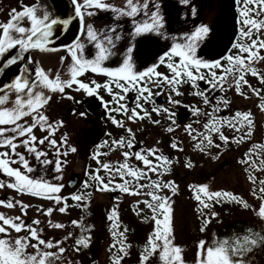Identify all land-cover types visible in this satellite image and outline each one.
<instances>
[{"label":"snow or ice","instance_id":"6c2138e0","mask_svg":"<svg viewBox=\"0 0 264 264\" xmlns=\"http://www.w3.org/2000/svg\"><path fill=\"white\" fill-rule=\"evenodd\" d=\"M240 8L237 42L231 44V48L236 49L235 55L228 54L223 57L227 60L228 66L224 67L219 59L207 60L201 58L197 50L200 44L208 36L211 29L204 24L194 27L192 31H176L170 27L166 29L165 16L160 11L159 0H125L124 7H117L106 2V0H71L75 6L74 17L67 18L53 17L45 9L41 12L37 7L22 5L21 10L12 8L9 12L7 22L0 24V74H4L6 69L17 66L18 71L7 83H0V173L9 178L7 182L0 180V188L5 186L20 194L41 197L43 199L54 200L58 208L37 209L41 215L51 217L54 211L65 213L69 207L67 201L70 198L74 202H81L92 195L90 192L71 194L70 197L58 195L64 185L61 183H51L44 178L32 177L34 169L29 165L25 155L17 151L24 148L29 155L35 157L43 165L51 163L47 159L48 153L39 151L37 143L45 144L55 150L56 156L54 171L55 181H61L62 166L67 160L60 157H67L69 153H76L77 148L68 143V137H62L59 144L51 137L56 128L62 127L63 122H50L42 109L52 99L49 93L64 94L65 89H72L76 92H83L88 97H94L100 101L105 110L107 119L118 128H124L127 137L121 136L111 142L105 140L101 144L95 145L96 151L91 159L95 160L97 167L85 173L93 183L88 181L83 183V188L95 186L100 192H115L127 194L135 197H147V199L137 200L136 204H143L145 208L151 210V220L154 228L149 234L143 252L139 256V264H149L150 258L158 254L160 264H184L182 249L174 243V214L171 197L162 194L165 190L174 196L178 186L174 180L162 179L170 174L174 161L165 155L158 148H141L139 151H132L135 147V132L131 127L125 128V122L118 120L111 113L123 114L127 121L136 123L147 120L153 125H160L159 119H153L152 114L164 116L169 121L165 131L174 133L179 125L176 124V113L172 107L179 106L181 101L175 97H181L182 85H189L193 91L190 93L194 97H199L205 106H211L210 112L203 111L196 105H184L192 117L196 119L195 124H200L201 117H206L203 123L204 131L200 132L192 126L185 125V131L191 138L194 150L204 154H209L208 149L220 148V144L214 143L213 135H217L224 145L229 144V138L224 135L222 129L228 127L237 133H241L239 138H233L232 143L241 144L246 138L252 135L253 122L250 112L236 111L234 115L219 117L222 108L227 109L231 101L226 96L221 95L215 98V103L210 99V93L226 91L234 88L237 95L248 98L243 91L247 85L252 95L260 98L259 107L264 111V89L253 88L246 79L248 74L256 77L261 85H264V74L259 72L254 66L264 62V0H235ZM182 5H189L190 0H179ZM152 5V10L149 5ZM98 9L111 11L114 20L122 17L131 18L133 29L128 33L132 43H127L124 48L122 62L119 66L106 67L105 62L112 56L117 55V42L122 39V35L117 32L119 25L112 24L102 30L94 28L92 23L85 22V16L92 17L94 11ZM192 16L196 15L195 7L191 9ZM145 17L137 20L138 16ZM78 18L80 24V35L75 38L71 45L65 46V50L71 57V64L68 68V79H61L59 72L52 77V70H45L40 66L39 61L33 59V53H52L59 51L58 48L50 46L57 39L56 26H62L61 31H66L72 19ZM182 17V19H186ZM155 36L156 41H164L158 48L153 62L145 64L143 70H138L136 60L133 58L135 48L134 41L137 37ZM83 37V39H81ZM86 44L94 47L92 58H87L84 54ZM139 57H137L138 59ZM178 58V59H177ZM65 57H60L63 64ZM164 65L169 74L158 71V67ZM217 69H222L220 74ZM91 71L94 74L107 77L104 83L92 80L85 83L79 77L85 72ZM203 81L207 87L200 88L199 82ZM75 85V87H73ZM153 88L159 91L153 93ZM103 89L111 97L105 101L100 95ZM135 92L133 100L134 106L129 108L125 101L127 94ZM167 94L166 104L157 105L154 96L158 97ZM14 96L12 107H4ZM68 100L73 97L66 96ZM80 103V101H76ZM111 105H114L111 106ZM151 105V108L145 107ZM81 117L86 114L80 113ZM26 118H30L26 119ZM39 127L42 131L47 130L48 135L37 141L33 133ZM106 135H111L106 133ZM17 141H19L17 143ZM107 147L109 151L127 149L121 152L123 162L117 161L115 165L111 162L105 163L100 160V149ZM169 147L177 152L184 149L178 142L173 140ZM63 149V151H62ZM256 149L264 150V144L253 145L243 157L238 161L244 165V172L252 185L251 195L260 201L257 208L252 211L256 213L260 220L264 221V179L259 180L257 190V177L255 171H264V159L257 165L253 159ZM44 159L41 161V158ZM152 157V159H149ZM134 158L141 162L143 167L130 165L129 160ZM216 159V156L212 157ZM18 164L20 167H12ZM184 167L191 169L194 167L191 160L184 163ZM23 168V171H21ZM103 171V175L101 172ZM155 174L156 179L152 178ZM118 176L120 182L117 183L115 177ZM146 180L147 183H141ZM189 188L195 193L196 213L200 218L199 231L204 233L213 220L222 222L220 213L212 210L215 205L224 203L235 204L241 208L250 209L249 203L240 195L230 191H210L207 184L190 185ZM0 206L5 208H19L20 215L9 216L0 213V264H55L61 260L66 249L62 246L64 241L73 237L72 232H68L62 239H48L43 236L44 228L40 219H32L26 223L24 217L28 215L29 204L21 200H0ZM77 206L80 207L79 203ZM143 209L136 212L140 215ZM110 224V232L113 243L109 246L111 253V264H121V261L128 255L126 245L125 228L120 231L118 223V213L113 208L107 217ZM71 225L80 229V235L74 239V250L79 252L88 249L91 243V227L85 225L83 220H73ZM47 226L51 229H65L67 226L61 222H53L48 219ZM16 233L12 236L11 233ZM20 233H24L20 235ZM85 233H89L85 235ZM264 249V234L246 229L240 234H234L223 239H214L209 245L206 240L200 239L196 242L195 264H251V255L258 249ZM32 251H29V250ZM56 249V251H51Z\"/></svg>","mask_w":264,"mask_h":264},{"label":"flooded vegetation","instance_id":"af4514ba","mask_svg":"<svg viewBox=\"0 0 264 264\" xmlns=\"http://www.w3.org/2000/svg\"><path fill=\"white\" fill-rule=\"evenodd\" d=\"M82 3V0H80ZM107 3L112 4L117 7H124L125 0H106ZM72 4L71 0H0V24L5 23L9 19V12L12 8H16L17 11L21 10L22 5L34 6L37 7L41 12L47 10L50 15L53 17L61 16L65 8L61 4ZM160 11L165 16L166 29L171 28L176 31H192L195 26L200 24L207 25L211 31L208 33V36L200 44V47L197 50L198 55L207 60H216L219 59L224 65L228 66L227 60L223 59L224 56L228 54L235 55L237 53L236 49L231 48V44L237 42L239 33L238 29L240 27L239 20L242 17L239 16L240 8H238L235 0H190L189 5H182L179 3V0H159ZM60 4V6L58 5ZM152 5H149V9L152 10ZM192 7L196 9V15L193 17L191 13ZM89 11H94L95 15L92 17L85 16L86 23H92L94 28L97 30H102L106 26H111L112 24H117V32L122 35V39L117 42V55L112 56L108 61L105 62L106 67H117L122 62V56L124 53V48L127 43H132L128 33L132 31L133 24L131 18L122 17L119 20H114V14L111 11H103L98 9H89ZM186 19H182L185 17ZM145 17L138 16L137 20H142ZM72 24L69 25L71 27ZM66 31H61L62 26H56L57 39L53 43H61V48L59 51L52 53H33L32 57L34 60L39 61L40 66L45 70H52V77L54 78L55 74L59 72L61 79H68V68L71 64V57L68 55L65 50V46L71 45L75 38L80 35V29L77 28V31L73 30L70 33V28ZM76 32V36H75ZM83 39V37H81ZM158 40L155 36H142L137 37L134 41L135 48L133 51V58L136 60V67L138 70H143L144 67L150 65L153 62L155 54L160 47L165 42L160 41L159 44L156 43ZM94 47L91 44H86L84 49V54L87 58H92L94 54ZM261 54L264 55V50H261ZM60 57H65L63 64L60 62ZM137 57H139L137 59ZM178 59V58H177ZM147 62V65L145 64ZM259 72L264 74V62H260L254 65ZM158 71L169 74L167 68L164 65H160L157 69ZM18 71L17 66H11L10 69H6L4 74H0V83L9 82L13 75ZM218 74L222 69L216 70ZM85 83H90L92 80H96L98 83H104L107 80V77L94 74L91 71L85 72L81 77H79ZM248 84L253 88L264 89V85H261L258 79L251 74L246 76ZM200 88L204 89L207 85L200 81ZM75 87V85L73 86ZM226 91L221 93L216 91L210 93V99L212 103H215V98L217 96L224 95L227 99L231 101L227 109L222 108V111L225 114L234 115L236 111L241 112H250V108L245 107L246 109H238L235 107V99L242 97L244 102L246 101L247 106L254 100L257 102L258 106L260 104V98L252 95L249 91L247 85L244 86L243 91L247 94L248 98L245 99L243 96L237 95L234 88H228L225 85ZM159 91V89L153 88V93ZM181 91L184 93L181 97H175L181 101L179 106L172 107V111L176 113L174 117L176 124L179 127L176 128L174 133H168L165 131V128L168 126L169 121L164 116H156L155 113L152 114L153 119H159L161 121L160 125H153L147 120L137 121L136 123H131L127 121L126 117L123 114L111 113L118 120H123L125 122V128L131 127L135 132V147L132 151H139L140 147H155L160 151L166 147L167 140L169 137L176 135L186 136L185 125L192 124L194 128L201 132L203 121L206 120V117H201V123L195 124L193 121L196 119L192 117L189 110L184 107V105H196L202 110L204 104L199 97H194L190 93L193 91L189 85H182ZM52 96V99L44 106L42 111L49 118L50 122L62 121V127H56L55 123L53 127L56 128L54 135L51 137L55 139L57 143L61 141L63 136L68 137V143L77 148L76 153H69L67 157H60V159L67 160V163L62 166V176L61 181H55L54 176L57 175L54 171L56 156L54 154L55 150L48 146L47 141L45 144L40 145L37 143L36 147L39 151H45L48 153L47 159L51 161L48 165H43L40 161H37L34 156L29 155L24 148H18L17 151L25 155V158L29 161V165L34 169L32 173L28 175L32 177L44 176L46 180L51 183H61L64 185V188L59 193H68L69 195L74 193L81 192H90L92 195L89 197L88 202L91 198H95L97 195L100 196H109L114 200L127 196V194L120 193L119 191L115 192H100L96 190L95 186L89 187L87 189L83 188V183L88 181L89 184L93 182L89 180V177L85 175L86 172L94 170L97 167L95 160L91 159L93 153L96 151L95 145L101 144L103 141L107 140L111 142L114 139H119L121 136L127 137V133L124 128H118L107 119L105 115V110L100 104V101L94 97H88L83 92H76L72 89H65L64 94L60 93H49ZM72 96L73 100H68L66 96ZM100 95L105 101L111 100V97L103 89L100 90ZM135 92H129L127 94V103L128 107L131 108L134 106L133 100L135 97ZM157 105L168 106L166 104L167 94L161 96L153 97ZM15 99L14 96L10 97L9 102L4 105V107H12V101ZM80 101V103H76ZM114 107V105H111ZM145 107L151 108V105H145ZM260 109V107H259ZM261 110V109H260ZM204 111V110H203ZM84 112L86 115L81 117L80 113ZM207 112V111H205ZM251 113V112H250ZM220 113H217L219 115ZM262 118L264 119V111L261 110ZM253 116L251 115V119ZM29 119L30 118H26ZM253 121L255 122L254 118ZM245 129L246 126H245ZM264 132V127L262 126ZM33 133L37 137V141L43 139L48 135L47 130H41L39 127L33 130ZM110 133L111 135H106ZM190 138V137H189ZM19 141H17L18 143ZM191 147H193V141L190 138ZM3 150V149H0ZM127 149H115L109 151L107 147L101 148L100 160L102 162L108 163L111 162L113 165L117 161L123 162V157L121 152ZM63 151V149H62ZM194 153H197L194 151ZM44 157L41 158V161ZM130 165L138 167L139 161H136L134 158L129 160ZM12 167H20L18 164L12 165ZM23 171V168H21ZM103 171L101 175H103ZM77 179V185L74 188H70L69 183L72 178ZM0 180L7 182L9 180L3 173H0ZM115 180L117 183L120 182L119 177L116 176ZM141 180L140 182H142ZM11 195L21 196L25 194H20L13 189H9L6 186L0 188V199L6 200ZM135 197V196H134ZM138 198V197H135Z\"/></svg>","mask_w":264,"mask_h":264},{"label":"rangeland","instance_id":"374dc122","mask_svg":"<svg viewBox=\"0 0 264 264\" xmlns=\"http://www.w3.org/2000/svg\"><path fill=\"white\" fill-rule=\"evenodd\" d=\"M235 107L238 109L250 108L251 115L255 122L254 141L263 142V130L264 119L262 118L261 110L257 102L251 100L248 104L242 97L235 99ZM175 140L179 146L184 149L183 152H177L169 147L170 143ZM145 150L153 147H140ZM165 155H168L173 161L172 171L170 174L165 175L162 179L174 180L178 186L176 194L173 196L171 192L165 190L164 195L171 197L173 214H174V243L181 247L182 257L184 264H195L196 259V242L200 239H204L210 245L214 237L215 228L221 224L227 217L229 221H244L248 225L254 227L259 233L264 234V221L260 220L253 208H257L260 203L251 199L249 193V182L247 175L243 170V166L238 161L242 158V153L235 152L234 150H225L221 153L219 160L212 159L201 155L200 153H194V148L191 147L190 138L186 133V136H173L169 137L165 149L163 150ZM152 159V157H149ZM187 160H191L194 167L191 169L185 168L184 163ZM138 167H143L141 162L138 163ZM154 174H152V177ZM207 184L210 191H230L236 195L242 196L249 202L251 208L245 209H224L220 211L219 219L222 222L213 220L211 225L206 229L204 233L199 231L200 218L196 213V201L194 199V192L189 188L190 185H203ZM64 197H70L68 193L58 194ZM9 198L13 200H21L23 203L29 204L27 217H24L26 223H30L32 219H40L41 226L44 228L43 236L48 239H62L68 232L73 233V237L64 241L63 247L66 251L62 255L61 260L55 261V264H111L110 254L108 252L107 242L109 240L107 233H103L101 225H95L93 232H90L91 243L88 248L89 253L85 254L83 251L74 250V239L79 236L80 229L71 225L73 220H83L81 213L83 211H91L96 207H103L110 214L113 208H116L118 213V219L124 223H129V211L132 205L135 204L136 198L134 196H123L122 198L114 200L109 196L97 195L95 198H91L81 202H74L70 198L67 203L69 205L65 213L54 211L52 216L46 217L37 212V209H46L49 207L58 208L54 200L43 199L41 197L31 196L28 194L15 196L11 195ZM7 198V199H9ZM6 199V200H7ZM1 200V199H0ZM79 203L80 207L77 206ZM0 213L9 216L20 215L19 208H5L0 206ZM48 219L53 222L64 223L67 227L65 229H51L47 226ZM229 221H224L223 224ZM87 225L86 220H83ZM24 233H20L23 235ZM89 233H87L88 235ZM15 236L16 233H11ZM130 245V244H129ZM129 248V247H128ZM29 251H32L31 249ZM51 251H56L52 249ZM93 252V254H92ZM128 255L124 257L121 264L132 263L138 260V256L130 249H127ZM89 254H92L89 257ZM91 258V260H90ZM251 264H264V249L258 248L251 255ZM152 262V261H151ZM152 264V263H151Z\"/></svg>","mask_w":264,"mask_h":264},{"label":"trees","instance_id":"16d2710c","mask_svg":"<svg viewBox=\"0 0 264 264\" xmlns=\"http://www.w3.org/2000/svg\"><path fill=\"white\" fill-rule=\"evenodd\" d=\"M203 110L210 112L212 109H211L210 105L209 106L204 105ZM219 113H220L218 115L219 117L231 116L229 114H225L224 111L219 112ZM204 122H206V120L203 121V123ZM252 122H253L252 135L250 138H246L243 143L235 144V143H232L231 141L233 138H239V136L242 134V132L246 131L247 129L243 128L241 133H237L233 129H230L228 127H224L222 129V131L224 132V135H226L229 138V144L228 145H224L223 142H221L219 140V137L217 135H213L214 143L220 144L221 145L220 148L213 147L211 149H208L207 151L209 154H204V153H201L197 150H194V151L197 153H200L201 155H204L206 157H210V158H212L213 156H216L217 158L215 160H219L221 157V153L225 150H234L235 152H240V153H242V157H243L244 153L247 152L250 148H252L253 145L264 144V141L263 142L254 141L253 130L255 129V125H254L253 118H252ZM203 131H204V128L202 125L201 132H203ZM263 136H264V132H263ZM256 153L258 154V156L254 155L253 159L256 161L257 165H259L260 160L264 159V150L256 149ZM244 167L245 166H243V169H244ZM254 174L257 177L256 187L258 190L259 189V180L264 179V171H255ZM246 175H248V174L246 173ZM152 178L156 179L157 177L154 174V176ZM248 182H249V180H248ZM141 183H147V181L143 180ZM251 189H252V185L249 182V193H250L251 199L257 203H260L259 200H257L255 197H253L251 195ZM138 199L143 200V199H147V197L141 196V197L136 198V200L134 202L135 204L132 205L131 210L126 211V212H129L130 222L124 223L123 221L118 219L120 231H123L125 228L127 229V232L125 234L126 235V242L125 243H126V245L130 244V247L127 249H130L133 253H135L138 256V260H136L132 263H127V264H139V256L143 252L147 238L154 228V222L151 220V210L145 208V206L142 203L137 205L136 201ZM86 200H89V197ZM238 208H241V207L238 205H235V204L224 203L222 205H215L212 210L220 213V211H222L224 209H231L232 210V209H238ZM140 209H143V211L138 216V215H136V212L139 211ZM241 209H243V208H241ZM81 216L83 217V220H86L87 225L91 227L92 232H93V227L95 225H101L102 226L103 233L104 234L107 233L108 238H109V240L107 242L108 252H109V246L113 243V237H112L111 232L109 230L111 222H109L107 219L108 211L106 209H104L103 207H96V208L91 209V211H83L81 213ZM221 221H222V219H221ZM224 221H229V218L227 217ZM223 222L215 228L213 240L217 239V238L223 239L225 237H229V236H232L234 234H240V233L244 232L246 229H251L253 232L259 233L254 227H252L251 225H248L244 221H236V222L229 221L226 224H223ZM79 235H80V232H79ZM85 235H87V233H85ZM81 251H83L85 254L89 253L88 249H83ZM92 254H93V252H92ZM92 254H89V257H91ZM109 254L111 255L110 252H109ZM90 260H91V258H90ZM151 263L152 264H160L158 254L153 256L152 258H150L149 264H151Z\"/></svg>","mask_w":264,"mask_h":264},{"label":"water","instance_id":"95a60500","mask_svg":"<svg viewBox=\"0 0 264 264\" xmlns=\"http://www.w3.org/2000/svg\"><path fill=\"white\" fill-rule=\"evenodd\" d=\"M58 5L60 6V4H58ZM61 5H63L65 8L63 9L64 13L61 16H59L60 18H67L69 16H73L74 17V8H75V6L73 4L66 3V4H61ZM71 24H72L71 27H69L70 28V33H72L73 30L77 31V28L80 29V24H79V19L78 18L72 19ZM76 35L77 34L75 32V36ZM50 46H54V47L60 49L61 48V43L60 42L53 43ZM77 184H78L77 183V179L74 177V178H72L70 180L69 186H70V188H74Z\"/></svg>","mask_w":264,"mask_h":264}]
</instances>
